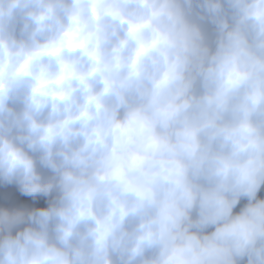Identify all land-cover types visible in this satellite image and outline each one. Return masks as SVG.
<instances>
[{"label":"clouds","instance_id":"1","mask_svg":"<svg viewBox=\"0 0 264 264\" xmlns=\"http://www.w3.org/2000/svg\"><path fill=\"white\" fill-rule=\"evenodd\" d=\"M0 264H264V0H0Z\"/></svg>","mask_w":264,"mask_h":264}]
</instances>
